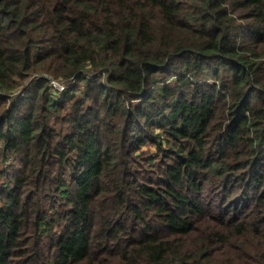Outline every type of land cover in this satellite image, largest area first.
I'll return each mask as SVG.
<instances>
[{
	"label": "trees",
	"instance_id": "1",
	"mask_svg": "<svg viewBox=\"0 0 264 264\" xmlns=\"http://www.w3.org/2000/svg\"><path fill=\"white\" fill-rule=\"evenodd\" d=\"M0 264H264V0H0Z\"/></svg>",
	"mask_w": 264,
	"mask_h": 264
},
{
	"label": "built area",
	"instance_id": "2",
	"mask_svg": "<svg viewBox=\"0 0 264 264\" xmlns=\"http://www.w3.org/2000/svg\"><path fill=\"white\" fill-rule=\"evenodd\" d=\"M52 87L58 91H62L65 89V87L67 86V84L65 82L59 81V80H55V79H50ZM73 82V80L71 81V83Z\"/></svg>",
	"mask_w": 264,
	"mask_h": 264
},
{
	"label": "rangeland",
	"instance_id": "3",
	"mask_svg": "<svg viewBox=\"0 0 264 264\" xmlns=\"http://www.w3.org/2000/svg\"><path fill=\"white\" fill-rule=\"evenodd\" d=\"M144 149H148L150 152L154 153L155 152V147L154 146H150L148 148H145Z\"/></svg>",
	"mask_w": 264,
	"mask_h": 264
}]
</instances>
